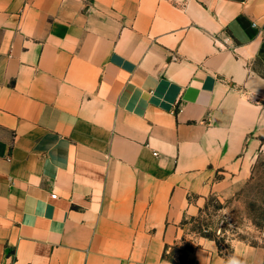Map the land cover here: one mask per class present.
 <instances>
[{
  "label": "crops",
  "instance_id": "obj_1",
  "mask_svg": "<svg viewBox=\"0 0 264 264\" xmlns=\"http://www.w3.org/2000/svg\"><path fill=\"white\" fill-rule=\"evenodd\" d=\"M262 138L264 0H0V264H175Z\"/></svg>",
  "mask_w": 264,
  "mask_h": 264
},
{
  "label": "rangeland",
  "instance_id": "obj_2",
  "mask_svg": "<svg viewBox=\"0 0 264 264\" xmlns=\"http://www.w3.org/2000/svg\"><path fill=\"white\" fill-rule=\"evenodd\" d=\"M260 141L244 178L237 172L228 176L223 170L213 171L210 185L216 189L202 199L193 196V202H199V212L188 217L189 236L167 249V259L185 263L197 248L195 238L216 241L225 256L241 244L264 250V138Z\"/></svg>",
  "mask_w": 264,
  "mask_h": 264
},
{
  "label": "clouds",
  "instance_id": "obj_3",
  "mask_svg": "<svg viewBox=\"0 0 264 264\" xmlns=\"http://www.w3.org/2000/svg\"><path fill=\"white\" fill-rule=\"evenodd\" d=\"M227 264H244V261L238 255H233L228 258Z\"/></svg>",
  "mask_w": 264,
  "mask_h": 264
},
{
  "label": "trees",
  "instance_id": "obj_4",
  "mask_svg": "<svg viewBox=\"0 0 264 264\" xmlns=\"http://www.w3.org/2000/svg\"><path fill=\"white\" fill-rule=\"evenodd\" d=\"M204 237L211 238L210 235H204ZM165 256H166V253H165ZM173 263H175V262H173ZM176 264H181V263L177 262ZM182 264H185V263H182Z\"/></svg>",
  "mask_w": 264,
  "mask_h": 264
}]
</instances>
